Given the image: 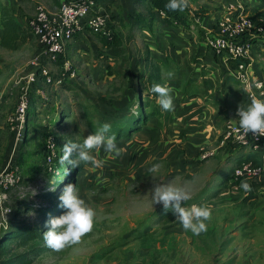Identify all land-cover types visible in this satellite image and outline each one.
<instances>
[{
    "label": "rangeland",
    "instance_id": "1",
    "mask_svg": "<svg viewBox=\"0 0 264 264\" xmlns=\"http://www.w3.org/2000/svg\"><path fill=\"white\" fill-rule=\"evenodd\" d=\"M60 2L0 0V8L3 4L12 6L18 18L26 22L34 16L37 4L56 11ZM240 3L249 9L256 22V38L261 40L264 29L259 31L258 28H264V0L256 1V14L244 0ZM76 37L67 42L65 53L56 61L42 58L37 66L31 64L40 53L36 37L18 43L15 49L0 45V171L8 162L7 153L13 138L8 118L17 110L22 86L27 85L26 77L44 67L55 79H63L62 84L56 85L47 83L40 75L29 88V135L16 162L12 161L22 179L10 190L6 202L12 215L0 227V264H264V187L252 185L251 192L239 186L221 188L220 173L214 176L216 182L210 185L209 180L205 192L194 197L199 192L195 189L202 175L194 186H188L186 178L169 175L170 169L162 165L159 178L153 179L147 174L148 179L144 180L136 172L131 177L125 174V140L117 143L123 153L119 157L103 149L98 153L93 151L92 154L103 161L101 168L80 164L83 169L77 176L79 194L96 210L98 217L92 232L79 244L59 252L46 246L43 233L48 230L46 222L49 219L41 217L38 210L60 201L59 196L70 180L68 177L77 168L60 162L64 145L68 140L82 142L104 123L114 120L113 117L122 112L125 99L129 95L137 96V88L146 90L142 79L147 69L140 68L139 52L135 47L139 44L132 37L123 35L121 47L111 50L101 47L98 54L89 44L90 50L82 48L79 51L81 47L72 44ZM260 56L264 59V52ZM131 80L133 84L128 85ZM129 86L133 87L131 92ZM134 106L135 109L136 104ZM64 109H68V113ZM64 113L68 117H64ZM47 134L58 141L55 172L45 162ZM234 150L238 151L232 147L230 156L224 158L228 166ZM214 157L207 160L214 161ZM58 167L62 171L57 177ZM168 182L190 187L192 199L185 206L207 205L212 209L207 232L197 236L190 230L185 231L173 212L165 213L161 204L153 203L155 186ZM49 193L55 195L47 198ZM57 211L58 217L67 209L58 204ZM21 226L36 228L40 239H10Z\"/></svg>",
    "mask_w": 264,
    "mask_h": 264
},
{
    "label": "crops",
    "instance_id": "2",
    "mask_svg": "<svg viewBox=\"0 0 264 264\" xmlns=\"http://www.w3.org/2000/svg\"><path fill=\"white\" fill-rule=\"evenodd\" d=\"M240 1L190 0V6L185 10L192 19L190 31L184 30L181 26L167 24L163 20L164 16L161 17L159 14L153 31H148L130 28L135 13L134 0H109L108 9L118 25L121 36L132 37L136 44H139L135 47L139 52L140 68L147 69L145 78L142 79L145 80L146 89L149 87L148 67L145 61L146 48L150 49L156 59L170 58L174 61L173 66L163 65L161 72L162 76L169 71L174 72L173 78H164L163 82L174 89L175 109L174 111L162 109L163 114L150 117L140 131L125 138V174L133 177L136 172L147 180V169L154 163H160L170 169L169 175L186 178L188 186H194L202 175L200 185L195 189L199 192L193 195L196 197L205 192L209 183L211 185V182L215 181L214 176L220 173L222 174L220 185H223L221 188L229 186L232 174L230 176L228 174L233 167L235 169L238 165L237 161L242 156L251 155L252 158H260L261 154V160L264 162V145H262L258 149L237 148L238 151L234 150L233 157L229 159L230 165L225 163L224 158L230 156L229 151L232 147L222 143L224 127L229 121L238 122V107L242 103L247 105L250 101L240 83L230 74L231 68L226 67L228 72L223 70L225 61L222 57H219V60L203 58L204 54L212 52L209 41L218 25L217 21L224 13L225 6ZM244 1L251 7L252 13L256 14L257 0ZM215 8L217 10L213 11ZM137 38L140 40L138 41ZM73 43L74 47L76 45L81 47H78L79 51H82V48L89 49L90 45L95 54H98L102 47L99 37L89 29L79 33ZM263 46L264 35L254 44L255 53L252 52L256 66L261 71H264V65L260 64L264 63V59L260 56L264 52ZM70 48L69 46L68 49ZM129 65L132 66L133 63L130 62ZM234 83L238 86L235 87ZM131 84H133L132 80L128 85ZM128 88L130 92L133 89L132 86ZM153 99L157 102L158 97ZM166 112L169 113L168 118L164 115ZM12 142L13 140L11 144ZM206 156L208 157L203 159ZM213 156H216L213 158L214 161L207 160ZM9 160L10 157L8 162ZM207 164L210 166L204 169Z\"/></svg>",
    "mask_w": 264,
    "mask_h": 264
},
{
    "label": "built area",
    "instance_id": "3",
    "mask_svg": "<svg viewBox=\"0 0 264 264\" xmlns=\"http://www.w3.org/2000/svg\"><path fill=\"white\" fill-rule=\"evenodd\" d=\"M222 17L217 21L213 37L209 41L211 51L225 61V68L230 67V74L240 83L248 95L264 99V71L256 66L252 50L257 40L256 22L251 13L241 4H228ZM162 16H166L163 11ZM26 23L38 40L40 53L31 64L39 65L40 59L56 61L66 51L67 42L89 29L109 41L114 38L110 23L116 25L108 9V0H62L56 11L49 10L42 3L37 4L34 16ZM116 29V27H115ZM259 27L258 30H263ZM232 64H234L232 66ZM68 67V63H66ZM233 68H232V67ZM47 83L62 84V78H54L47 68L32 71L27 77V85L22 86V93L15 114L8 120L13 131V149L10 160L0 171V227L5 225L12 215V209L6 205L10 190L21 181V173L12 164L15 152L22 141L26 126L27 112L30 106L29 88L39 76ZM21 82V80L19 81ZM264 136L259 138L251 133H244L236 121H229L223 130L222 143L236 148L258 149ZM47 154L45 162L54 170L57 141L49 136L46 141ZM264 179V162L256 165L252 160L243 161L234 169L233 180L254 181Z\"/></svg>",
    "mask_w": 264,
    "mask_h": 264
},
{
    "label": "clouds",
    "instance_id": "4",
    "mask_svg": "<svg viewBox=\"0 0 264 264\" xmlns=\"http://www.w3.org/2000/svg\"><path fill=\"white\" fill-rule=\"evenodd\" d=\"M190 6V0H168L165 7L170 11L183 12ZM174 72H167L163 78L171 79ZM158 96L157 103L165 111H174V89L168 83L154 84L150 90ZM247 105L242 103L237 109L239 127L244 133H251L256 137L264 136V99L248 95ZM112 125L104 123L94 133L88 135L82 142L68 140L63 147L61 163L76 168L80 164H91L101 168L103 161L93 155V151L103 149L108 154L121 156L122 149L117 146L115 134L109 135ZM162 165L154 163L147 169L153 179L159 178ZM240 188L251 192L252 185L242 180ZM54 190V189H53ZM192 199L190 191L184 186H177L172 182L157 184L153 190L152 201L161 204L165 213L168 211L176 215L177 220L185 231L190 230L194 235H200L208 230V223L212 218V209L207 205L192 204L185 206ZM60 206L67 211L58 217H51L46 223L48 230L43 233L47 247L53 251H62L66 247L79 244L82 238L92 232L97 212L80 196L76 184L68 183L59 196Z\"/></svg>",
    "mask_w": 264,
    "mask_h": 264
},
{
    "label": "trees",
    "instance_id": "5",
    "mask_svg": "<svg viewBox=\"0 0 264 264\" xmlns=\"http://www.w3.org/2000/svg\"><path fill=\"white\" fill-rule=\"evenodd\" d=\"M109 2V0H108ZM168 2V0H134V6H135V13L132 16V20L130 23V28L132 30L138 29V30H148L153 31L156 23H157V14H160L161 11L165 13L166 16H164V21L173 26H181L186 31H190L191 25H192V19L190 18L189 14L186 11L179 12V11H170L168 10L165 5ZM144 7L142 9L141 7ZM19 16L16 15L15 9L12 6L3 4L0 8V45L9 49H15L18 47V43H24L27 42V40L31 37L34 38V34L32 33L31 29L29 28L28 24L18 18ZM162 17V16H161ZM113 18V16H112ZM114 20V18H113ZM115 21V20H114ZM114 32V38L112 41H109L105 37L101 36L100 34H96L101 43L102 47L105 49L111 50L115 47H121L123 45L122 36L120 34V31L118 30V25L114 26V24H109ZM116 27V29H115ZM63 55V54H62ZM61 55V56H62ZM60 56V57H61ZM209 56V59L213 60H219V57L216 56L213 52L204 54V58ZM145 61L146 65L148 67V76L147 80L149 83V87H147L146 90H143L142 88H138L136 91V97L133 95H129L130 97H127L125 99L126 104L122 108V112L116 116H114V120L112 119L110 124L112 125L111 132L109 135L115 134L116 136V143L125 140L127 137H131L134 133L140 131L143 126L147 124L150 117L152 116H158V114L162 113V108L160 105L153 99V97H158L156 94L152 93L150 90L154 84H164L163 76H162V67L163 65L167 66H173L174 61L170 58H166V60H162L161 58H154L152 56V53L149 48H146L145 52ZM223 70L228 72L225 66L223 67ZM232 77V76H231ZM63 83V82H62ZM65 87V86H64ZM146 93V96L144 95ZM129 99V101H128ZM136 99V100H135ZM136 102V103H135ZM134 104H136L137 110L133 108ZM135 107V106H134ZM66 110L63 111L65 113ZM64 117H68L67 114ZM166 118H168L169 113H164ZM27 118H28V112H27ZM14 135V134H13ZM29 135V129H28V119L26 120V126L23 133L22 141L19 143V146L15 152L14 161L16 162V158L19 155L20 148L22 144L26 142L27 136ZM46 135V134H45ZM51 134H47L44 144V155L46 157L47 154V147H46V141L48 137ZM13 140V139H12ZM57 141V140H56ZM14 141L12 142L9 150V157L13 149ZM264 145V140L261 141L260 146ZM57 148H58V141H57ZM264 151V149H263ZM256 154V153H255ZM254 154V155H255ZM260 158H252L251 155H247L246 157L242 156L237 162L238 165L241 164L243 161L246 160H252L256 165L262 164L261 160V154L259 155ZM62 168L58 167V174L57 177L61 173ZM83 167L82 165L77 166L76 169H74V173L68 179L70 178L68 183H73L78 185L77 182V176L80 171H82ZM233 173H234V167L230 170L229 176L231 175V181L229 182V188L233 187H240L241 181L234 182L233 180ZM228 176V181H229ZM251 185L254 186H260L264 187V179L263 180H254V181H248ZM55 194H46L47 198L53 197ZM190 202V200H189ZM60 204V201H53L52 206L40 208L38 210L39 213L42 214L41 217H46L50 219L51 217H57V205ZM13 232V231H12ZM11 232V233H12ZM11 238H23L25 240H39L40 234L38 233L36 228L27 227V226H21L19 229L16 230V232L11 236ZM3 240V239H2ZM1 240V241H2ZM1 248V245H0Z\"/></svg>",
    "mask_w": 264,
    "mask_h": 264
}]
</instances>
